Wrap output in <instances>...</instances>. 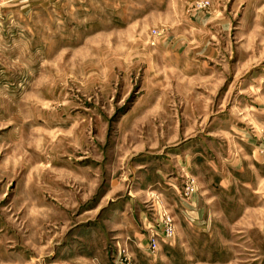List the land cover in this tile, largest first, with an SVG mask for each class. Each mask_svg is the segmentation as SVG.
Here are the masks:
<instances>
[{
    "label": "rangeland",
    "instance_id": "1",
    "mask_svg": "<svg viewBox=\"0 0 264 264\" xmlns=\"http://www.w3.org/2000/svg\"><path fill=\"white\" fill-rule=\"evenodd\" d=\"M0 264H264V0H0Z\"/></svg>",
    "mask_w": 264,
    "mask_h": 264
},
{
    "label": "built area",
    "instance_id": "2",
    "mask_svg": "<svg viewBox=\"0 0 264 264\" xmlns=\"http://www.w3.org/2000/svg\"><path fill=\"white\" fill-rule=\"evenodd\" d=\"M171 232H172V229H170V228H168L166 231L167 235H171Z\"/></svg>",
    "mask_w": 264,
    "mask_h": 264
}]
</instances>
